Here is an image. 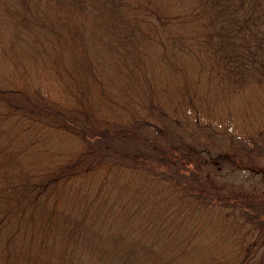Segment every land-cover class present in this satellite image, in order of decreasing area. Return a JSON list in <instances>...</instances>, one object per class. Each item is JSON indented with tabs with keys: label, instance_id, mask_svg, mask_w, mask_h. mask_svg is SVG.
I'll use <instances>...</instances> for the list:
<instances>
[{
	"label": "trees",
	"instance_id": "trees-1",
	"mask_svg": "<svg viewBox=\"0 0 264 264\" xmlns=\"http://www.w3.org/2000/svg\"><path fill=\"white\" fill-rule=\"evenodd\" d=\"M0 1L12 58L25 48L65 86L64 100L31 99L36 92L0 68V264H264L261 214L240 195L182 180L180 159L176 172L161 163L176 146L148 135L157 121L166 126L169 108L209 119L221 101L254 92L251 127L243 118L228 127L264 139V0ZM160 66L175 86L159 83ZM110 75L120 93L134 89L128 120L103 112L120 108ZM103 123L119 128L110 137ZM111 138L117 157L103 142ZM212 230L206 254L199 237Z\"/></svg>",
	"mask_w": 264,
	"mask_h": 264
},
{
	"label": "rangeland",
	"instance_id": "rangeland-1",
	"mask_svg": "<svg viewBox=\"0 0 264 264\" xmlns=\"http://www.w3.org/2000/svg\"><path fill=\"white\" fill-rule=\"evenodd\" d=\"M0 13L3 14V4L1 1ZM3 21L5 22V17L0 15V23ZM0 30H2L1 26ZM11 36L12 33L9 31H0V54L3 55L0 57V61L5 63L0 65L1 72L8 76L11 83L18 81L21 85H29L31 91L36 92V95H33L31 99L41 97V93H51L53 97L64 100L65 94L63 88L65 86L63 79L61 80L52 73L54 71L53 68L51 69L49 62H46L45 65L42 63L39 65L27 56L25 48L23 50L20 48V54L16 58L18 60L20 59L21 62L12 58L11 55L14 53L10 49L15 45V42ZM14 48L19 47L16 46ZM15 61H17V64ZM148 65L153 66V63ZM160 67L158 68L160 72L159 70L157 71L159 83L169 87L175 86L174 82H171L174 78L166 72V67ZM17 68L20 71H15ZM118 77L117 75H110L107 77L108 82L105 81V83L108 84V88L112 91V94L116 96L120 108L117 107V110L114 111V106H111V108L106 106L103 112L108 113L107 117L111 119H120L119 116L124 114L126 116L125 119L128 120L129 116L127 115L130 113L127 108L123 107L124 105H128L131 99L130 95L134 93V89H128L127 91L129 93H126L127 95H124V92L120 93L118 91L120 82L116 81ZM28 80L29 82L26 83ZM92 84L94 93L97 91L100 92V84L96 83V81H93ZM141 94H144L142 90L138 94L133 95L136 101L140 100L138 97ZM254 95V92H251L248 95L237 96L231 101H229L230 99L221 101L219 106L217 105L216 108H212L213 112L210 113L209 119L205 118V112L203 115L205 120H199L197 116L188 115L187 110L183 111V109L169 108V114L166 117V126L164 121V128L160 130L161 124L157 121L156 123L159 124L157 125L159 129L157 130L156 128L155 131L150 132L148 135L156 142L165 145L168 151L172 152L171 148L176 146L174 150L175 154L172 152L174 157L170 162L177 164L178 168L177 165L175 169L170 162L163 163V160H161L165 168L176 172L179 166L184 167L183 164L177 163V159H180L181 162L186 164L183 170L189 174L187 179L186 177H181L182 180H187L191 186L194 188L197 187L200 191L206 188L216 191V195L218 196L231 197L232 199L234 196L240 195L246 203H249V209L252 212H259L262 218H264V139L260 137L242 138V136L239 137L231 132L230 127H228V125L230 126L236 120L241 121L242 118V125L248 128L251 127L253 116L249 118V115L256 113L254 111H256L258 105ZM99 96L96 97V101L102 98ZM223 102H226L227 106L224 107L222 105ZM118 113L120 114L117 116ZM224 115H227V118H224ZM257 115L261 120L262 115ZM103 116L106 115L103 114ZM100 126L106 130L109 129L107 132L110 137L113 136L111 133H114L119 128L105 123ZM57 138L62 139L63 147L65 145L72 146V143H68L69 139L67 136L60 134ZM127 140L128 144L131 143V145H133V141L139 142L137 137H130ZM103 142H106L109 146L108 150L117 157L120 153L117 140L111 138L108 140L105 139ZM177 146L179 147L177 148ZM204 148L207 149L208 154H203V151H200ZM209 156H213L214 158H208ZM157 161L156 164L159 166L160 163ZM157 196L161 197L160 195ZM147 206L149 207V204ZM191 206L194 205L192 204ZM147 211V208L144 209V213ZM201 221L202 219L198 220V222ZM219 227L224 231L225 228L222 225ZM227 233L229 232L225 231V237ZM207 234L209 236L205 234L199 237L205 240L204 247L201 251H205L206 254L214 250H210L208 247L206 248V245H209L217 236L213 230ZM218 234L220 242L223 243L221 239L223 232Z\"/></svg>",
	"mask_w": 264,
	"mask_h": 264
}]
</instances>
